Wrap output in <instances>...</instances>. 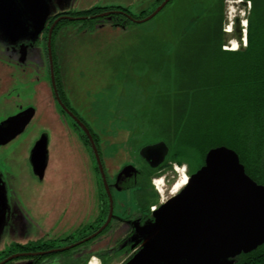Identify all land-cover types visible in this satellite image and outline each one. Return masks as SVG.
<instances>
[{
	"label": "flooded vegetation",
	"instance_id": "af4514ba",
	"mask_svg": "<svg viewBox=\"0 0 264 264\" xmlns=\"http://www.w3.org/2000/svg\"><path fill=\"white\" fill-rule=\"evenodd\" d=\"M245 3L241 1V4ZM95 9L101 11L82 15ZM125 9L129 10L120 6H95L78 12L71 9L70 0H45L42 25L35 29L33 22L25 18L13 0H0V264H90L93 260L100 264L116 261L123 264L132 253L141 250L143 241L135 240L138 229L154 223V213L176 195L171 194L179 182L176 169L185 165L183 157L178 156L179 149L174 151V147L161 137L135 148V163L122 165L121 160L118 166H122L115 172L114 144L104 140V145L105 137L96 133L72 106L60 79L66 39L73 28L76 32L86 33L107 25L124 26L126 19L116 17L123 16ZM113 66L114 84L118 81V68L115 64ZM43 74L51 79L46 96L44 89L39 87ZM41 101L50 116L56 119L65 117L72 122L76 138L90 147L98 162L100 194L94 215L84 217L78 213L70 226L62 228L59 227L62 220L55 224L53 212L42 217L21 212L28 194L20 193L23 183L10 164L13 144L25 134L31 138L28 128L40 115ZM24 113L30 114L31 119L21 130L22 120L28 117ZM152 123L150 120L148 126ZM114 134L117 138L118 132ZM112 135L107 139L112 140L115 137ZM41 140L46 143L43 154L36 150ZM130 140L132 134L125 147L132 144ZM44 153L47 162L42 172L39 159ZM49 158L50 137L43 132L33 139L22 156V163L32 177L31 182L25 181L27 184L35 180L45 181ZM107 158L111 161L110 174ZM130 166L133 170L125 173L123 170ZM186 166L183 174L189 178L201 168ZM170 174H173V180H168ZM158 181H162L161 191L155 187ZM165 192L170 196H165ZM127 196L134 200V209L127 205V200L120 203L118 199Z\"/></svg>",
	"mask_w": 264,
	"mask_h": 264
},
{
	"label": "rangeland",
	"instance_id": "374dc122",
	"mask_svg": "<svg viewBox=\"0 0 264 264\" xmlns=\"http://www.w3.org/2000/svg\"><path fill=\"white\" fill-rule=\"evenodd\" d=\"M239 1L224 0L220 6V22L224 34L223 50H231L235 42H238L239 50L245 48L244 34H247L248 18L253 5L246 0H241L246 2L245 5ZM70 4L71 9L78 12L95 6H120L128 8L132 14L139 15L142 11H152L155 0H70ZM217 12L216 0H173L153 19L143 23L119 27L107 25L86 33L76 32L73 28L66 39L60 79L72 106L85 117L96 133H102L105 137L103 142L112 141L114 144L112 153L116 162L115 172L122 165L135 163L137 147L161 138L159 129L162 126L155 124L156 120V123H159L161 117L156 114L154 116L153 113L158 112L159 107L162 108L161 112H165V103L168 102L167 91L169 87L173 89L169 76L173 77L177 72L179 74V71L172 66L169 69L165 67V61L160 62L158 57L152 56L151 51L166 40L176 42L179 40L177 35L184 31L182 28L194 23L196 37L203 42L208 38L205 29L213 17H216ZM244 23L247 24L246 27L243 26ZM189 53L193 59L196 51L193 49ZM113 64L118 68V81L114 84ZM187 64L188 69L194 70V61L191 60ZM183 66L184 64L181 68L184 69ZM180 73L183 75L182 69ZM39 83L46 96V87L50 88L51 84L49 75L43 74ZM44 105L42 101L39 103L40 115L28 128L31 138L25 134L13 144L10 150V164L17 172L19 181L23 183L20 193L28 194V198H24L21 212L41 217L53 212L55 224H60L59 221L62 220L59 226L62 228L70 226L73 217L78 216V213L84 217L94 215L100 194L98 162L94 159V152L90 147L76 138L72 122L65 117L56 119L50 116L51 113L45 112ZM150 120L153 121L152 126H148ZM43 132L48 133L50 137L46 179L44 182L35 180L27 184L25 181L31 182L32 177L25 163H22V156L27 153L33 139ZM117 132L116 138V134H112ZM131 134L132 144L125 147L126 140ZM108 135L115 137L110 140L107 139ZM118 144L120 145L116 147ZM192 158L182 159L185 165H179L177 181L181 180L187 170L186 164L190 167L196 165ZM107 160L108 158L106 165L110 174L111 161ZM121 160L124 163L118 166ZM132 170L133 166H130L123 171L126 173ZM168 180H173V174H170ZM118 199L120 203L127 200V205L134 209V200L131 197ZM135 240L139 242L141 238L137 236ZM123 264L188 263L185 261L155 263L148 260L141 250H136Z\"/></svg>",
	"mask_w": 264,
	"mask_h": 264
},
{
	"label": "trees",
	"instance_id": "16d2710c",
	"mask_svg": "<svg viewBox=\"0 0 264 264\" xmlns=\"http://www.w3.org/2000/svg\"><path fill=\"white\" fill-rule=\"evenodd\" d=\"M163 1L156 0L152 11L135 15L125 9V14L116 18L126 19L125 25L138 24L134 20L147 19ZM223 1L216 0L218 12L205 29L206 40L202 42L196 37L194 23L182 28L176 42L166 40L151 51L160 62L165 61V67L179 71L169 76L173 89L169 87L167 91L165 112L159 107L153 114L161 117L157 123L162 126L161 137L174 151L179 149L178 156L184 160L193 157L201 167L210 150L225 146L239 155L246 174L264 186V0H246L253 5L248 18L247 46L238 51L223 50ZM97 11L101 9L82 15ZM193 49L196 54L192 59L189 52ZM190 59L194 61V70L188 69ZM232 264H264V245L241 255Z\"/></svg>",
	"mask_w": 264,
	"mask_h": 264
},
{
	"label": "water",
	"instance_id": "95a60500",
	"mask_svg": "<svg viewBox=\"0 0 264 264\" xmlns=\"http://www.w3.org/2000/svg\"><path fill=\"white\" fill-rule=\"evenodd\" d=\"M13 1L35 29L42 25L45 0ZM170 1L137 22L153 19ZM27 116L20 124L21 130L31 119L30 114ZM44 142L37 144L38 152H46ZM46 157L44 153L39 159L42 172ZM153 218L154 223L137 231L143 241L141 251L148 260L232 264L264 245V186L246 174L234 150L214 148L207 153L203 167L178 194L160 206Z\"/></svg>",
	"mask_w": 264,
	"mask_h": 264
},
{
	"label": "bare ground",
	"instance_id": "6f19581e",
	"mask_svg": "<svg viewBox=\"0 0 264 264\" xmlns=\"http://www.w3.org/2000/svg\"><path fill=\"white\" fill-rule=\"evenodd\" d=\"M243 26L246 27V24L244 23ZM233 45H234L233 49H236L238 47V44L236 42ZM187 182H188V177L184 175V177L181 178V180L176 183L175 187L173 188L172 195L177 194L182 188H184L187 185ZM90 264H98V262L96 260H93L90 262Z\"/></svg>",
	"mask_w": 264,
	"mask_h": 264
},
{
	"label": "built area",
	"instance_id": "2783aa9c",
	"mask_svg": "<svg viewBox=\"0 0 264 264\" xmlns=\"http://www.w3.org/2000/svg\"><path fill=\"white\" fill-rule=\"evenodd\" d=\"M177 171L179 170L178 168L176 169ZM155 186L158 189V191H161L160 187L162 186V181L161 182H155ZM155 208H152V210H154Z\"/></svg>",
	"mask_w": 264,
	"mask_h": 264
}]
</instances>
